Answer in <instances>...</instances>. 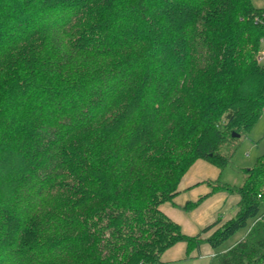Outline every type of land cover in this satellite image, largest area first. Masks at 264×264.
Instances as JSON below:
<instances>
[{
  "label": "trees",
  "instance_id": "trees-1",
  "mask_svg": "<svg viewBox=\"0 0 264 264\" xmlns=\"http://www.w3.org/2000/svg\"><path fill=\"white\" fill-rule=\"evenodd\" d=\"M263 40L252 0H0V264H158L243 228L218 264H264V153L207 180L239 195L207 237L160 208L264 112Z\"/></svg>",
  "mask_w": 264,
  "mask_h": 264
},
{
  "label": "crops",
  "instance_id": "crops-1",
  "mask_svg": "<svg viewBox=\"0 0 264 264\" xmlns=\"http://www.w3.org/2000/svg\"><path fill=\"white\" fill-rule=\"evenodd\" d=\"M221 171L202 158L195 160L181 177L173 200L160 205L161 210L179 224L183 233L197 234L203 227L219 219L216 225L202 233L201 236L205 238L236 214L239 195L222 190L212 191L207 183V180L219 177ZM200 197L202 199L198 204L188 209L184 208L187 202H195ZM231 244L222 248V251ZM216 252L218 250H214L209 243L202 241L197 248L188 253L186 243L178 242L162 253L161 262L158 264H211L206 259L216 257Z\"/></svg>",
  "mask_w": 264,
  "mask_h": 264
},
{
  "label": "rangeland",
  "instance_id": "rangeland-1",
  "mask_svg": "<svg viewBox=\"0 0 264 264\" xmlns=\"http://www.w3.org/2000/svg\"><path fill=\"white\" fill-rule=\"evenodd\" d=\"M255 6L264 7V0H252ZM260 60L264 63V40L262 41L260 51ZM264 153V112L256 120L253 126L244 131L237 143V147L231 156L229 163L222 169L219 178L222 181H227L232 184H239L244 178V169L251 167L258 156ZM264 212V205L261 206ZM246 232V228L240 229L234 236L227 240L223 245L218 248V251H222V248L234 243L240 239ZM211 264H218L216 257H208L206 259ZM193 262V261H191ZM186 264V263H177ZM188 264V263H187ZM194 264V263H189Z\"/></svg>",
  "mask_w": 264,
  "mask_h": 264
},
{
  "label": "water",
  "instance_id": "water-1",
  "mask_svg": "<svg viewBox=\"0 0 264 264\" xmlns=\"http://www.w3.org/2000/svg\"><path fill=\"white\" fill-rule=\"evenodd\" d=\"M232 135H233V136H239V134L236 133V132H232Z\"/></svg>",
  "mask_w": 264,
  "mask_h": 264
}]
</instances>
